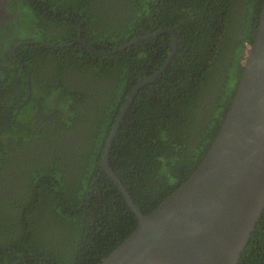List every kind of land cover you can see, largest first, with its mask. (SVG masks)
Returning <instances> with one entry per match:
<instances>
[{"label":"trees","instance_id":"1","mask_svg":"<svg viewBox=\"0 0 264 264\" xmlns=\"http://www.w3.org/2000/svg\"><path fill=\"white\" fill-rule=\"evenodd\" d=\"M8 2L17 17L0 22V114L11 115L0 120V264H102L137 228L102 164L132 91L165 67L173 37L157 33L177 34V54L139 88L109 153L146 215L213 144L264 0ZM27 41L17 59L39 80L12 56ZM238 264H264V212Z\"/></svg>","mask_w":264,"mask_h":264},{"label":"water","instance_id":"2","mask_svg":"<svg viewBox=\"0 0 264 264\" xmlns=\"http://www.w3.org/2000/svg\"><path fill=\"white\" fill-rule=\"evenodd\" d=\"M166 32L174 38L172 59L178 38ZM158 75L132 91L103 156V169L130 203L137 228L102 264H238L264 212V3L213 144L188 179L146 215L112 169L109 153L139 88Z\"/></svg>","mask_w":264,"mask_h":264},{"label":"flooded vegetation","instance_id":"3","mask_svg":"<svg viewBox=\"0 0 264 264\" xmlns=\"http://www.w3.org/2000/svg\"><path fill=\"white\" fill-rule=\"evenodd\" d=\"M44 2V0H37V8L36 9H40V8H42L43 9V7L41 6V4ZM8 4H9V2H8V0H0V22L2 21V20H15L16 19V17L17 16H15L14 14H12V11L11 10H9V8H10V6L8 7V8H6L7 6H8ZM40 7V8H39ZM163 30H172V29H164V28H162L161 30H160V32H158V33H160V34H167V33H169V32H166V33H162V31ZM173 31V30H172ZM174 32V31H173ZM10 33H12L11 31H10ZM157 33V34H158ZM175 33V32H174ZM169 34H171V33H169ZM176 34V33H175ZM172 35V34H171ZM176 36H177V34H176ZM172 37H173V35H172ZM82 38V37H81ZM177 38H178V36H177ZM37 42V41H36ZM79 42H81L82 44H84L89 50H91V51H95V52H99L97 49H94L93 47H91L90 45H88L84 40H83V38L81 39V40H79ZM30 43V41H27V42H20V43H16L15 45H13L12 46V56L13 57H15V61L20 65V67H21V69H23L24 70V77L26 78L27 77V80H30L31 78H35V79H38L39 80V77L37 76V74H39V69H37L36 67V70L34 71V72H31V71H27L26 69H25V60H18L17 59V56L19 55V48L21 47V46H23V45H26V44H29ZM247 45V44H246ZM249 45V44H248ZM247 45V46H248ZM178 47H179V39H178ZM173 50H174V38H173V47H172V49H171V51L169 52V54H168V57H167V61L165 62V67L162 69V70H164L165 68H166V66H168V64L174 59V57H175V55L177 54V51H176V53H175V55H174V57H172V59H170V57H171V54H172V52H173ZM177 50H178V48H177ZM32 53V54H31ZM30 53V56H32L33 55V52H31ZM100 53H103V52H100ZM9 54V53H8ZM245 55H246V52H245ZM245 55H244V57H245ZM5 60H0V65L1 64H4L5 62H4ZM36 63H38V61L39 60H34ZM7 62V71H8V74L9 75H12L13 76V73L14 72H12V70L11 69H9V68H12L10 65L13 63V61L12 60H7L6 61ZM244 62V61H243ZM6 64V63H5ZM9 67V68H8ZM16 68V67H15ZM162 70H160L159 72H157L153 77H156L159 73H161L162 72ZM40 74L41 75H48V73H46L45 71L44 72H42V71H40ZM154 80H152V81H150V82H153ZM1 107H5V108H9V109H11V107H13L11 104H7V103H5V104H2L1 105ZM15 107V106H14ZM11 115H10V113H7V112H4V113H2V114H0V120H5V121H9V119H7V118H5V117H10ZM10 138L8 137L7 138V140H9ZM102 168H103V165H102ZM104 170V169H103ZM110 177V176H109ZM111 178V177H110ZM111 180H112V178H111ZM112 182H114L113 180H112ZM115 183V182H114ZM116 184V183H115ZM116 186H117V184H116ZM118 187V186H117ZM118 189H119V187H118ZM120 190V189H119ZM121 192V191H120ZM124 199H125V202H126V204H127V207H129V209L131 210V212H133L134 213V211H133V209L131 208V205H130V203L127 201V199L124 197ZM133 203H135L134 205L135 206H137L138 207V205H137V203L134 201ZM140 208V207H139ZM141 209V208H140ZM142 210V209H141ZM143 211V210H142Z\"/></svg>","mask_w":264,"mask_h":264}]
</instances>
